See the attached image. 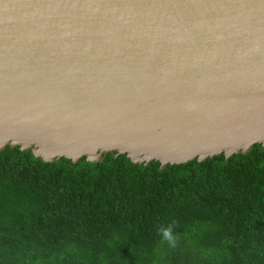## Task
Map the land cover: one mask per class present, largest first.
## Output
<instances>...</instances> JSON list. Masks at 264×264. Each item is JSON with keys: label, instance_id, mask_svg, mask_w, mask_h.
Here are the masks:
<instances>
[{"label": "water", "instance_id": "1", "mask_svg": "<svg viewBox=\"0 0 264 264\" xmlns=\"http://www.w3.org/2000/svg\"><path fill=\"white\" fill-rule=\"evenodd\" d=\"M264 146V0H0V152L180 165Z\"/></svg>", "mask_w": 264, "mask_h": 264}, {"label": "trees", "instance_id": "2", "mask_svg": "<svg viewBox=\"0 0 264 264\" xmlns=\"http://www.w3.org/2000/svg\"><path fill=\"white\" fill-rule=\"evenodd\" d=\"M114 154L1 151L0 264H264V146L163 170Z\"/></svg>", "mask_w": 264, "mask_h": 264}, {"label": "clouds", "instance_id": "3", "mask_svg": "<svg viewBox=\"0 0 264 264\" xmlns=\"http://www.w3.org/2000/svg\"><path fill=\"white\" fill-rule=\"evenodd\" d=\"M162 242H167L170 246H174L176 242V235L173 232V228L169 225L166 228L159 229Z\"/></svg>", "mask_w": 264, "mask_h": 264}]
</instances>
